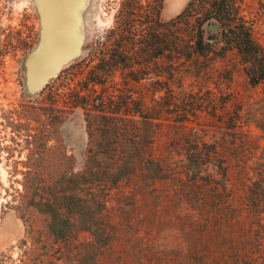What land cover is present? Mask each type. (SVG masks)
Listing matches in <instances>:
<instances>
[{"label":"trees","instance_id":"16d2710c","mask_svg":"<svg viewBox=\"0 0 264 264\" xmlns=\"http://www.w3.org/2000/svg\"><path fill=\"white\" fill-rule=\"evenodd\" d=\"M162 6L118 0L112 24L87 55L49 85L53 110L81 108L90 137L94 129L103 136L88 143L77 170L66 151L58 171L43 170L44 157L33 160L19 194L25 234L15 255L0 253V264H264V145L243 129L233 92L206 87L178 97L163 78L200 58L209 74L213 62L230 58L252 88L264 87L258 11L250 0H188L164 20ZM222 73L232 77L230 69ZM150 78L163 94L147 111L133 84ZM162 127L174 135L156 153ZM134 174L154 190L156 182L169 184L168 203L194 232L185 252L162 259L144 248L133 258L114 248L105 198Z\"/></svg>","mask_w":264,"mask_h":264},{"label":"rangeland","instance_id":"374dc122","mask_svg":"<svg viewBox=\"0 0 264 264\" xmlns=\"http://www.w3.org/2000/svg\"><path fill=\"white\" fill-rule=\"evenodd\" d=\"M117 1L0 0V253L15 255L18 241L24 237L19 194L33 160L44 157L41 168L58 171L66 151L74 157L77 170L88 143L103 136L94 129L90 137L81 108L68 114L56 112L45 98L56 87L61 71L85 57L89 46L112 24ZM187 1L163 0L160 17L175 16ZM250 2L258 11L256 32L264 44V7L259 0ZM201 61L186 63L163 78L178 97L184 91L206 87L233 92L247 120L243 129L264 145V87L252 88L233 59L213 62L216 71L209 74ZM224 69L232 72L228 80L219 77ZM133 87L146 110H154L163 91L151 84V78ZM90 122L99 129L103 121L94 115ZM173 135L161 128L156 153ZM43 144L45 151L41 152L37 146ZM141 177L134 174L122 179L106 195L105 217L115 238L114 248L133 258V253L144 248L162 259L173 250L185 252L194 232L182 224L175 207L168 203L169 184L156 182L158 189L154 190Z\"/></svg>","mask_w":264,"mask_h":264},{"label":"water","instance_id":"95a60500","mask_svg":"<svg viewBox=\"0 0 264 264\" xmlns=\"http://www.w3.org/2000/svg\"><path fill=\"white\" fill-rule=\"evenodd\" d=\"M210 29H211V30H214V29H215V24H211V25H210Z\"/></svg>","mask_w":264,"mask_h":264}]
</instances>
